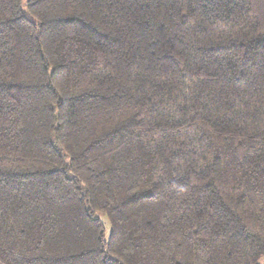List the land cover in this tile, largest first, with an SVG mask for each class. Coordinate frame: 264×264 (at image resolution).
I'll return each instance as SVG.
<instances>
[{
    "label": "trees",
    "instance_id": "obj_1",
    "mask_svg": "<svg viewBox=\"0 0 264 264\" xmlns=\"http://www.w3.org/2000/svg\"><path fill=\"white\" fill-rule=\"evenodd\" d=\"M0 264H264V0H0Z\"/></svg>",
    "mask_w": 264,
    "mask_h": 264
},
{
    "label": "rangeland",
    "instance_id": "obj_2",
    "mask_svg": "<svg viewBox=\"0 0 264 264\" xmlns=\"http://www.w3.org/2000/svg\"><path fill=\"white\" fill-rule=\"evenodd\" d=\"M104 220V219H103ZM105 221V224L107 223V221L106 220H104ZM109 231V227H108V224H106V233ZM261 263H262V261H261Z\"/></svg>",
    "mask_w": 264,
    "mask_h": 264
}]
</instances>
